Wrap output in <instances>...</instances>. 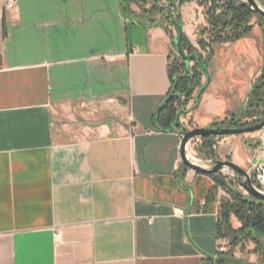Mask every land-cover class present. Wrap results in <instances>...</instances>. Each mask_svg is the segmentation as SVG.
Segmentation results:
<instances>
[{"label": "crops", "instance_id": "1", "mask_svg": "<svg viewBox=\"0 0 264 264\" xmlns=\"http://www.w3.org/2000/svg\"><path fill=\"white\" fill-rule=\"evenodd\" d=\"M117 9L142 38L117 40ZM132 9L119 0H16L9 9L0 0V264H207L230 249L218 232L227 193L219 187L213 199V177L183 163V127L155 125L176 29L161 13ZM253 22L246 37L214 45L184 127L244 115L264 68V26ZM259 135L215 140L216 159L263 161ZM249 243L234 248L233 264H264L253 243L250 263L241 260L236 250Z\"/></svg>", "mask_w": 264, "mask_h": 264}, {"label": "trees", "instance_id": "2", "mask_svg": "<svg viewBox=\"0 0 264 264\" xmlns=\"http://www.w3.org/2000/svg\"><path fill=\"white\" fill-rule=\"evenodd\" d=\"M119 0L125 14L133 12L132 5L140 11L152 14L161 13L168 25H174L181 50L168 64V76L171 87L167 98L160 105L155 115V125L159 130L180 129L183 125L180 117L187 113V105L197 98L204 89L203 78L213 55V47L219 43L235 42L246 37L254 28L257 17L264 26V16L251 9L245 0ZM189 2H197L204 8L207 25L198 31L197 44H194L183 32L181 7ZM264 5V1H263ZM169 31V28L166 27ZM177 41V42H178ZM264 120V68L255 80L242 117H228L215 121L213 128H242L255 125ZM215 137H202V144L197 147L204 158L216 159ZM215 181L211 193L214 199L220 187L227 196L220 199L218 232L228 236L230 249L217 259H210L207 264H233V249L242 242H252L253 252L264 254V201L255 199L237 189L238 183L222 173L210 174ZM232 216L241 223L234 229Z\"/></svg>", "mask_w": 264, "mask_h": 264}, {"label": "water", "instance_id": "3", "mask_svg": "<svg viewBox=\"0 0 264 264\" xmlns=\"http://www.w3.org/2000/svg\"><path fill=\"white\" fill-rule=\"evenodd\" d=\"M251 7L252 10L259 13L260 15L264 16V0H245ZM180 48V40L177 42V51L179 52ZM181 122V121H180ZM183 129L181 130V143H180V156L183 163L189 167L190 169L202 173V174H215V173H233L234 179L237 183L241 186V188L249 194L251 197L264 201V191L259 189L257 186L254 185L252 177H251V167L243 168L240 165L236 164L230 160H219L213 159L212 164L210 166H204L192 158L189 145L191 141L195 138H202V137H217L223 138L226 136L244 134V133H255V132H262L264 133V120L248 127L242 128H213V127H194L192 129H187L182 126Z\"/></svg>", "mask_w": 264, "mask_h": 264}, {"label": "rangeland", "instance_id": "4", "mask_svg": "<svg viewBox=\"0 0 264 264\" xmlns=\"http://www.w3.org/2000/svg\"><path fill=\"white\" fill-rule=\"evenodd\" d=\"M166 3H167L166 0H162L160 4L167 5ZM132 6L134 8H137V6H135V5H132ZM180 12H181V15H183V17H182V22H183V28L182 29L184 30L183 32L189 37V39L192 42L196 43V40L198 39L199 29L201 27L207 25L206 20H205L204 8L200 5H198L197 2H193V3L189 2V3L184 4L181 7ZM98 15H100V14H98ZM124 20H125V17L122 16V11L117 9L116 10V19H115V22H113V25H115L114 29H115V34L117 36V40L118 41L121 40L124 42V41H126L127 37H129L130 39L142 38V34H137L136 30L132 29L133 25H131V24L125 25ZM130 20L133 21L132 18H130ZM125 26H127L129 29L128 33H126L124 30ZM104 28H105V26H104V24H102V30H105ZM92 78L94 79V76ZM88 79L89 78L86 79L87 82H88ZM113 84L115 85V83H113ZM85 86H86V83L84 82L82 85V88H84ZM87 86L90 87V85H87ZM103 88H104L105 92L109 91L112 89V84L107 82V83H105ZM193 150L196 153V156L198 158L206 159L198 153L197 148H194ZM190 153H191V155H194V153L192 152V148L190 150ZM224 175H226V174H224ZM227 177L230 178L228 175H227ZM237 189L244 191L242 188L240 189L239 186L237 187ZM243 245H244V242H242L239 246L242 247ZM248 247H253V244L249 243V245L247 247H245V250L243 252L239 251V249H240L239 247L236 250L238 255L241 254L240 257L243 258L241 260L245 263H250V262H248L249 258L247 257L248 256V252H247ZM237 264H240V263L238 262Z\"/></svg>", "mask_w": 264, "mask_h": 264}, {"label": "built area", "instance_id": "5", "mask_svg": "<svg viewBox=\"0 0 264 264\" xmlns=\"http://www.w3.org/2000/svg\"><path fill=\"white\" fill-rule=\"evenodd\" d=\"M15 4H16V0H5L6 8H9V9L13 8L15 6ZM177 54H178V52H177ZM180 121H181L182 125L187 124L186 122H184L182 120H180ZM186 128L192 129L191 127H188V126ZM219 139L220 138L215 137L216 141ZM216 141H215L214 146H213L214 149L216 148V144H217ZM257 143L260 145L261 151H263L264 150V133L260 132V135L257 138ZM201 144H202V138H195L191 141V143L189 145V151L192 148V152L194 153V155H191V156L194 159V161H196L197 163L204 165V166H210L212 164V161H213L212 158L200 159L196 156V153L193 150L194 148H197ZM250 173H251V177H252L254 185L257 186L259 189L264 191V160L263 161L262 160L253 161ZM225 174L228 175L232 180L236 181L234 179L233 173H225ZM238 186L241 189V186L239 184H238ZM60 239H61L60 233H56V241H60ZM216 259H217V256L214 257V260H216Z\"/></svg>", "mask_w": 264, "mask_h": 264}]
</instances>
